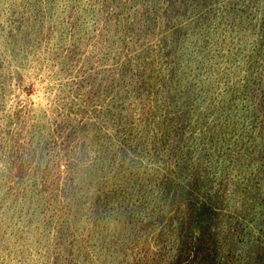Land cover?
Segmentation results:
<instances>
[{
	"label": "rangeland",
	"instance_id": "obj_1",
	"mask_svg": "<svg viewBox=\"0 0 264 264\" xmlns=\"http://www.w3.org/2000/svg\"><path fill=\"white\" fill-rule=\"evenodd\" d=\"M0 264H264V0H0Z\"/></svg>",
	"mask_w": 264,
	"mask_h": 264
}]
</instances>
